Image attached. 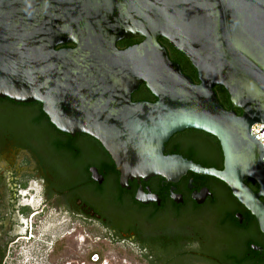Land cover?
Masks as SVG:
<instances>
[{
    "label": "water",
    "instance_id": "95a60500",
    "mask_svg": "<svg viewBox=\"0 0 264 264\" xmlns=\"http://www.w3.org/2000/svg\"><path fill=\"white\" fill-rule=\"evenodd\" d=\"M130 38L142 40L117 48ZM159 39L188 59L197 83ZM141 84L155 101L131 100ZM0 96L40 101L58 129L98 139L121 181L168 174L162 148L175 132L214 135L225 172L179 168L225 180L264 234V150L250 135L264 123V0H0Z\"/></svg>",
    "mask_w": 264,
    "mask_h": 264
},
{
    "label": "flooded vegetation",
    "instance_id": "af4514ba",
    "mask_svg": "<svg viewBox=\"0 0 264 264\" xmlns=\"http://www.w3.org/2000/svg\"><path fill=\"white\" fill-rule=\"evenodd\" d=\"M162 161L168 174L121 181L98 139L58 129L40 101L0 96V264H264L258 221L225 180L179 168L225 172L219 140L175 132Z\"/></svg>",
    "mask_w": 264,
    "mask_h": 264
},
{
    "label": "trees",
    "instance_id": "16d2710c",
    "mask_svg": "<svg viewBox=\"0 0 264 264\" xmlns=\"http://www.w3.org/2000/svg\"><path fill=\"white\" fill-rule=\"evenodd\" d=\"M142 40V38H130V39H124L116 43L117 48L124 49L130 45L139 43ZM159 43L166 49L168 57L171 61L176 62L182 71L183 74L189 76L195 83H197V77L195 69L191 66L188 59L180 54L177 50H175L165 39H159ZM73 44H65L62 47H73ZM61 46H58V48ZM140 86L145 87L144 84H141ZM214 92L217 96V99L219 100L220 104L223 105L224 108L229 107L228 102V96L226 94V91L222 87H214ZM152 94L151 92L148 94L147 99L154 101L151 99ZM228 103V105H226Z\"/></svg>",
    "mask_w": 264,
    "mask_h": 264
},
{
    "label": "built area",
    "instance_id": "2783aa9c",
    "mask_svg": "<svg viewBox=\"0 0 264 264\" xmlns=\"http://www.w3.org/2000/svg\"><path fill=\"white\" fill-rule=\"evenodd\" d=\"M264 126V123H255L250 127V135L257 139L263 146L264 150V129L259 132ZM262 166L264 168V155L262 159Z\"/></svg>",
    "mask_w": 264,
    "mask_h": 264
},
{
    "label": "rangeland",
    "instance_id": "374dc122",
    "mask_svg": "<svg viewBox=\"0 0 264 264\" xmlns=\"http://www.w3.org/2000/svg\"><path fill=\"white\" fill-rule=\"evenodd\" d=\"M114 262V261H113ZM117 264H121L120 262H118ZM124 264H127L126 262Z\"/></svg>",
    "mask_w": 264,
    "mask_h": 264
}]
</instances>
